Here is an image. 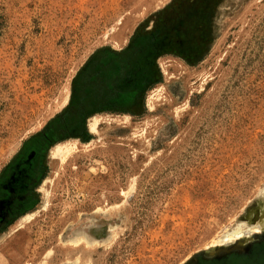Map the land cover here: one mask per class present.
Returning <instances> with one entry per match:
<instances>
[{"label":"rangeland","instance_id":"rangeland-1","mask_svg":"<svg viewBox=\"0 0 264 264\" xmlns=\"http://www.w3.org/2000/svg\"><path fill=\"white\" fill-rule=\"evenodd\" d=\"M44 133L36 205L0 233V264L228 247L264 207V0H0V172Z\"/></svg>","mask_w":264,"mask_h":264},{"label":"flooded vegetation","instance_id":"flooded-vegetation-1","mask_svg":"<svg viewBox=\"0 0 264 264\" xmlns=\"http://www.w3.org/2000/svg\"><path fill=\"white\" fill-rule=\"evenodd\" d=\"M46 136V139H45ZM48 133L28 141L0 172V233L16 224L36 204L35 190L43 172ZM255 203L241 217V234L228 247L216 248L206 259L188 264H264V207Z\"/></svg>","mask_w":264,"mask_h":264},{"label":"bare ground","instance_id":"bare-ground-1","mask_svg":"<svg viewBox=\"0 0 264 264\" xmlns=\"http://www.w3.org/2000/svg\"><path fill=\"white\" fill-rule=\"evenodd\" d=\"M95 122L96 119L91 120V122L88 123L89 131L94 133L95 131ZM74 149V143L72 142H63V143H57L52 148V157L54 158H64L68 153H70Z\"/></svg>","mask_w":264,"mask_h":264}]
</instances>
